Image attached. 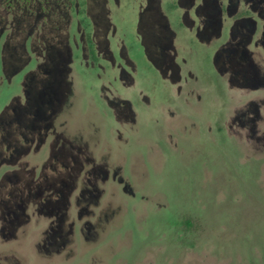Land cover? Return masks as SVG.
<instances>
[{"label": "rangeland", "instance_id": "obj_1", "mask_svg": "<svg viewBox=\"0 0 264 264\" xmlns=\"http://www.w3.org/2000/svg\"><path fill=\"white\" fill-rule=\"evenodd\" d=\"M9 1L13 2L12 9ZM28 1L0 0V111L10 102L13 84L17 87L13 94L21 95L23 100L20 84L28 81L24 75L30 67L14 78L8 66L3 71L4 64L11 60L14 42L20 44L29 34H43L42 26L60 27L61 32L54 31L51 36L69 39L74 57L70 78L75 88L80 92L85 87L93 88L91 94H95L98 108L95 114L91 112L99 126L92 142L95 157L103 155L111 165L108 180L103 182L101 178L97 185L100 192L96 191L89 208L74 203L70 210L72 218L93 211L95 215L87 214L84 221L96 228H92V241L77 231V257L68 263L264 264V120L258 124L260 131L253 133V124L241 122L242 117L234 112L248 100L264 96V91L230 89L226 76L214 69L213 76L207 77L198 69L200 56L194 54L191 64L200 77L201 98L176 101L170 86L158 75L154 79L143 73L141 63L147 60L139 47V53H131L139 68L131 79H125L128 87L119 82L116 92L115 83L106 75L114 76L107 62H100L107 68L106 73L98 68L90 72L77 55L76 27L84 17L91 24L101 23L105 16L120 31L121 21H132L128 8L133 9L137 19L140 6L154 0ZM42 1L48 4L40 5ZM171 1H155L153 6L171 17ZM84 24L78 26L82 29ZM34 37L28 42V50ZM111 40L115 49V40ZM30 55L33 68L37 57ZM10 79L12 85H8ZM104 83L129 100L136 122L130 115L125 122L115 120L106 102L108 96L112 97ZM84 101L83 110L80 101V112L87 110L89 102ZM172 110L189 119L181 132L178 127L185 123L171 120ZM80 120L85 119L80 116ZM242 125L245 129L239 132ZM118 131L122 132L121 139ZM108 151L111 155L104 154ZM41 157L30 158L38 162ZM41 226H30L22 248L21 241L10 240L19 253L15 262H20L16 264L46 263L44 249L34 246L36 229ZM4 241L0 236V249ZM1 257L8 258L3 252Z\"/></svg>", "mask_w": 264, "mask_h": 264}, {"label": "flooded vegetation", "instance_id": "obj_2", "mask_svg": "<svg viewBox=\"0 0 264 264\" xmlns=\"http://www.w3.org/2000/svg\"><path fill=\"white\" fill-rule=\"evenodd\" d=\"M32 1L35 0L27 3ZM155 1L160 0L143 3L137 19L133 9L128 8L132 21H121L120 31L105 16L101 23L91 24L86 17L82 18L78 25L85 24L82 29L76 27L79 42L76 41L75 49L90 72L98 68L106 73L107 68L100 62H107L114 73H106L115 83L114 90L117 92L119 82L128 87L125 79H131L139 68L131 53H139L140 47L147 60L141 63L143 73L154 79L158 75L162 83L170 86L176 101L201 98L200 77L191 64L194 54L200 56L198 69L207 77L213 76L214 69L226 76L230 89L264 91V0H172L171 17L163 10L157 11ZM12 3L9 1L10 9ZM47 4L42 1L40 5ZM131 11L135 19L130 16ZM42 31L39 35L29 34L20 44L15 41L11 60L6 65L3 62V71L8 66L13 78L26 67L30 69L24 75L28 81L20 84L23 100L21 95L13 94L17 89L13 84L10 102L0 111V236L6 240L0 249V264L20 262H15L19 253L10 240L21 241L22 248L32 224L43 225L36 229L34 246L46 252L45 264H69L77 257V231L92 241V228H96L84 221L87 214L95 215L93 211L77 213L72 218L70 210L74 203H82L83 209H88L96 191L100 192L98 183L101 178L103 182L108 180L111 170L107 157L97 159L94 154L96 146L92 142L99 126L91 112L95 114L98 107L95 94H91L93 88L85 87L80 92L70 78L74 57L69 39L58 34L56 39L51 36L54 31L61 32L57 26H42ZM32 36L35 37L28 50ZM111 38L115 40V49ZM32 53L37 57L33 68ZM9 82L12 85L11 79ZM103 85L112 97L108 96L106 102L115 120L122 123L130 115L136 122L129 100ZM84 100L89 104L85 112H80L85 107ZM262 107L264 96L248 100L234 112L242 117L241 122L253 124L252 132L258 133V124L264 120ZM80 116L85 120H80ZM170 116L171 120L185 123L178 127L180 132L189 122L173 110ZM244 129L242 125L238 131ZM118 133L121 139L122 132ZM40 154L41 159L33 161L32 156ZM104 154L111 155L110 151ZM2 252L8 258L1 257Z\"/></svg>", "mask_w": 264, "mask_h": 264}]
</instances>
